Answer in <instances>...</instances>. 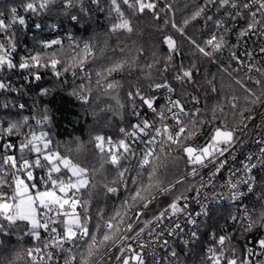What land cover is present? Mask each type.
Here are the masks:
<instances>
[{
	"label": "snow or ice",
	"instance_id": "snow-or-ice-1",
	"mask_svg": "<svg viewBox=\"0 0 264 264\" xmlns=\"http://www.w3.org/2000/svg\"><path fill=\"white\" fill-rule=\"evenodd\" d=\"M93 5L102 34H44ZM21 7L41 32L22 45L31 25L0 10V264H264V0ZM64 94L87 139H56Z\"/></svg>",
	"mask_w": 264,
	"mask_h": 264
},
{
	"label": "trees",
	"instance_id": "trees-1",
	"mask_svg": "<svg viewBox=\"0 0 264 264\" xmlns=\"http://www.w3.org/2000/svg\"><path fill=\"white\" fill-rule=\"evenodd\" d=\"M24 2H27V0H9L6 3L0 4V10L4 11V13L8 15L9 5L17 6L19 13L25 16L26 20L29 23L30 21L34 20L35 17L23 11L21 5ZM194 2H196V0H177V6L179 8H183L185 3H188L189 6H192ZM83 15L87 17L86 22L83 20L79 22L76 20H70L69 17L65 14H61L59 16H47L44 18L45 25L43 28V32L44 34H51L54 38L63 40L65 43V49L67 50L69 37H75L76 40H86L90 37H93L96 33L102 34L105 31V26L108 24V19L104 11L95 10V6L93 5L90 10L83 13ZM30 25L31 27L27 31L26 36L21 37L22 45L25 44L28 47H31L32 45V36L41 32V30L35 28L32 23ZM53 29H57L55 34H53ZM3 38L4 34L0 33V39ZM116 39V37H113V42H115ZM120 39L124 40L125 44H131V40H128L124 37H121ZM18 52L22 54L23 48L18 49ZM210 70L215 71V67L212 66ZM41 71L44 75L45 81H41L40 83L46 85V81L51 79V73L45 72L44 70ZM21 75L22 74L20 72H17L12 78V83L17 85L25 83L21 79ZM37 91L38 90L33 86L32 90L30 92H27L26 95L21 98L20 102L25 103L27 106H31V97L34 96ZM48 99L49 98L45 97L44 103H47ZM105 103H112V101L109 100L108 97L101 96L97 101L98 108L103 107ZM49 106L52 107L55 111L54 131L57 140L68 141L72 140L76 136L87 139L86 125L91 123L92 118L91 116H88L86 119L83 118L79 102L75 101L72 98H69L66 94H64L57 95L54 104H51ZM77 120H79V123H75ZM99 197L101 202H103L104 194L102 191L99 193ZM122 198L123 196L119 198L113 197L108 202L109 206L113 204L118 205L120 203V199ZM15 242L16 237L13 236L12 243Z\"/></svg>",
	"mask_w": 264,
	"mask_h": 264
},
{
	"label": "built area",
	"instance_id": "built-area-1",
	"mask_svg": "<svg viewBox=\"0 0 264 264\" xmlns=\"http://www.w3.org/2000/svg\"><path fill=\"white\" fill-rule=\"evenodd\" d=\"M5 16H7V15L5 14ZM31 23H32V21L29 22V24H31ZM56 31H57V29H53V34H55ZM249 43L251 44V42H249ZM244 203L246 204L247 201H244ZM194 207H195V205H194ZM241 207H243V204L241 205ZM250 239H251V238H250Z\"/></svg>",
	"mask_w": 264,
	"mask_h": 264
},
{
	"label": "water",
	"instance_id": "water-1",
	"mask_svg": "<svg viewBox=\"0 0 264 264\" xmlns=\"http://www.w3.org/2000/svg\"><path fill=\"white\" fill-rule=\"evenodd\" d=\"M9 0H0V4L6 3Z\"/></svg>",
	"mask_w": 264,
	"mask_h": 264
}]
</instances>
